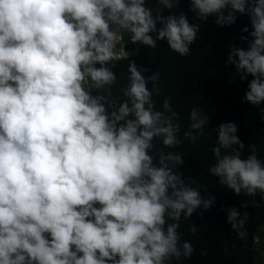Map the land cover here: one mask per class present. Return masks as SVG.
<instances>
[{"label": "clouds", "instance_id": "obj_1", "mask_svg": "<svg viewBox=\"0 0 264 264\" xmlns=\"http://www.w3.org/2000/svg\"><path fill=\"white\" fill-rule=\"evenodd\" d=\"M0 0V264H172L191 257L180 220L215 202L177 171L181 121L170 98L158 109L159 75L135 61L113 98L116 49L131 44L188 56L201 27L181 0ZM193 19L231 26L247 14V49L232 45L227 65L248 81L243 97L264 120V0H190ZM248 37H251L249 39ZM149 83L151 88H149ZM183 136H204L209 118L190 110ZM211 176L235 195L264 201V160L243 156L238 126L221 123ZM206 190V189H205ZM252 204H256L253 200ZM241 207L247 208L244 202ZM248 212L227 209L243 238ZM191 232L197 231L193 225Z\"/></svg>", "mask_w": 264, "mask_h": 264}, {"label": "trees", "instance_id": "obj_2", "mask_svg": "<svg viewBox=\"0 0 264 264\" xmlns=\"http://www.w3.org/2000/svg\"><path fill=\"white\" fill-rule=\"evenodd\" d=\"M149 6H156L155 0ZM181 11L187 14L190 23L201 24L196 41L190 45L191 53L180 56L170 50L166 41H158L155 49L137 44L136 55L116 62L114 72L117 81L112 87V96L123 98L120 89L127 84V65L130 61L146 69L143 73L145 76L158 73L161 91L159 96L153 97L156 107L159 109L163 100L170 98L182 125L181 145L165 151L180 152L184 163L177 171L183 174L186 183L190 179L195 180L193 187H199L203 198L209 195L215 198L213 206L200 219L202 231L188 260L193 264H255L259 255L255 248V238L264 226V201L259 193L255 197L235 195L208 172L215 162L210 150L216 143L214 129L221 123L233 122L238 126L237 135L245 145L244 157L250 154L248 146L255 144L258 157L264 160V120L261 119L259 108L243 100L248 81L252 77L241 81L235 67L227 65L232 45L247 49V41L241 40V36H248V33L242 31L245 26L249 31L252 30L250 19L247 14H237L235 24L223 27L215 23V17L200 22L193 19L190 0H181L178 8L165 9L163 14H179ZM126 40L129 45H133L129 37ZM194 107H199L209 118L205 134L196 144L185 140L183 136L189 127V112ZM253 200L256 201L255 205L251 203ZM244 202L248 203L247 208L241 207ZM231 207H235L241 214L248 212L244 224L246 235L243 238L238 237L227 222V209ZM202 211V208L197 209L189 219L181 217L178 229L181 243L188 241L193 246L198 231L196 218ZM193 225L197 229L195 233L189 230ZM172 264L178 262L173 260Z\"/></svg>", "mask_w": 264, "mask_h": 264}, {"label": "water", "instance_id": "obj_3", "mask_svg": "<svg viewBox=\"0 0 264 264\" xmlns=\"http://www.w3.org/2000/svg\"><path fill=\"white\" fill-rule=\"evenodd\" d=\"M127 50L128 51H135V50H137V47L134 44L133 45H129V46H127ZM206 212H207V210L203 209V211L196 218V222H197V225H198V231H197V233L195 235V241H194V244L192 246L193 250L196 248V246L198 244L199 236H200L201 231H202V225H201L200 219ZM177 262H178V264H193L188 259H184L183 257H181V259L179 261H177Z\"/></svg>", "mask_w": 264, "mask_h": 264}, {"label": "rangeland", "instance_id": "obj_4", "mask_svg": "<svg viewBox=\"0 0 264 264\" xmlns=\"http://www.w3.org/2000/svg\"><path fill=\"white\" fill-rule=\"evenodd\" d=\"M255 248L259 252L258 260L255 264H264V226H262L255 238Z\"/></svg>", "mask_w": 264, "mask_h": 264}, {"label": "built area", "instance_id": "obj_5", "mask_svg": "<svg viewBox=\"0 0 264 264\" xmlns=\"http://www.w3.org/2000/svg\"><path fill=\"white\" fill-rule=\"evenodd\" d=\"M153 8V11L155 13V11L157 10L158 6H150ZM128 34H124L123 39L117 42V46L116 49L118 52H121L122 55H126L129 58L133 57L134 55H136V50L135 51H128L127 50V46H129L128 42H127V38H128ZM121 60H126V59H121ZM119 60V61H121Z\"/></svg>", "mask_w": 264, "mask_h": 264}]
</instances>
